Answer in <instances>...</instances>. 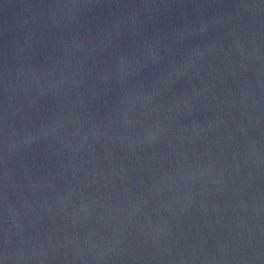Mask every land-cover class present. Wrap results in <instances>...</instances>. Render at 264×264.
Listing matches in <instances>:
<instances>
[{
    "label": "water",
    "instance_id": "95a60500",
    "mask_svg": "<svg viewBox=\"0 0 264 264\" xmlns=\"http://www.w3.org/2000/svg\"><path fill=\"white\" fill-rule=\"evenodd\" d=\"M0 264H264V0H0Z\"/></svg>",
    "mask_w": 264,
    "mask_h": 264
}]
</instances>
